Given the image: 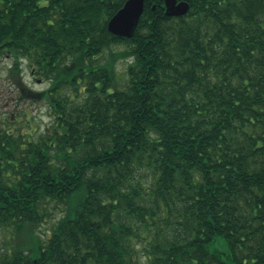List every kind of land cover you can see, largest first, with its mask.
Segmentation results:
<instances>
[{"label":"trees","instance_id":"obj_1","mask_svg":"<svg viewBox=\"0 0 264 264\" xmlns=\"http://www.w3.org/2000/svg\"><path fill=\"white\" fill-rule=\"evenodd\" d=\"M126 1L0 0V55L52 80L54 118L0 128V264H264V0H146L123 37Z\"/></svg>","mask_w":264,"mask_h":264},{"label":"rangeland","instance_id":"obj_2","mask_svg":"<svg viewBox=\"0 0 264 264\" xmlns=\"http://www.w3.org/2000/svg\"><path fill=\"white\" fill-rule=\"evenodd\" d=\"M122 46H116L115 49H121ZM129 62V59L118 61L120 76L124 77ZM14 64V57L11 53L0 55V128L12 130L14 133L26 129H35V133H41L51 125L54 118L50 102L35 93L49 89L52 80L46 79L32 69L30 62L26 59H20L17 66ZM65 92L74 95L73 88H66ZM25 112L31 119L23 116ZM8 174L14 173L10 169L9 173H3V177ZM66 208L67 205L64 202H51L46 209L47 220L36 227L37 234L46 238ZM18 240L19 236H12L10 229L0 230V246L4 243L15 245V241Z\"/></svg>","mask_w":264,"mask_h":264},{"label":"water","instance_id":"obj_3","mask_svg":"<svg viewBox=\"0 0 264 264\" xmlns=\"http://www.w3.org/2000/svg\"><path fill=\"white\" fill-rule=\"evenodd\" d=\"M145 1L127 0L109 20V31L123 37L133 36L144 13ZM165 6L166 14L169 16L184 15L190 9V4L186 0H165Z\"/></svg>","mask_w":264,"mask_h":264}]
</instances>
